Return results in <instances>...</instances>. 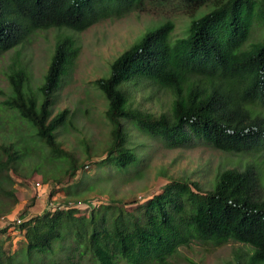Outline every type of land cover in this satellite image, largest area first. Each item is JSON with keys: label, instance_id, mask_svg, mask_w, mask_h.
<instances>
[{"label": "trees", "instance_id": "obj_1", "mask_svg": "<svg viewBox=\"0 0 264 264\" xmlns=\"http://www.w3.org/2000/svg\"><path fill=\"white\" fill-rule=\"evenodd\" d=\"M141 2L0 0V56L38 30L80 32L112 12L130 10ZM182 3L193 17L187 37L173 45L171 22L153 27L115 59L108 77L96 81L108 101L105 114L112 126L101 167L126 173L139 165L126 122L171 147L195 140L225 153L264 147V37L253 39L256 31L264 34V0ZM201 9L205 13L198 14ZM79 53L76 39L62 35L38 92L31 89L28 71L18 68L8 76L13 93L5 101L31 124L42 147L70 162L66 177L86 165L78 166L57 138L69 122L68 110L53 115L51 108ZM142 82L172 94L169 114L158 116L135 106L131 87ZM26 153V145L0 147V264H167L181 246L193 241L236 242L252 250L237 264H264V181L251 164L219 172L213 187L205 191L198 182L172 179L136 212L107 200L83 212L70 204L101 197L71 200L80 194L77 186L66 191L59 186L61 179L49 184L43 177L39 182L49 197L44 213L3 222L23 200L14 189L13 175H18L17 166L25 162ZM18 233L23 240L14 251L11 238Z\"/></svg>", "mask_w": 264, "mask_h": 264}, {"label": "rangeland", "instance_id": "obj_2", "mask_svg": "<svg viewBox=\"0 0 264 264\" xmlns=\"http://www.w3.org/2000/svg\"><path fill=\"white\" fill-rule=\"evenodd\" d=\"M188 11L182 0H142L130 10L112 12L107 18L80 32L54 27L38 30L24 44L2 53L0 147L11 143L28 146L25 162L17 166L18 175H13L14 189L22 194L23 200L6 216L10 221H25L44 213L49 203L48 192L43 193L35 186L37 181H44L43 177L49 179V184L57 178L61 179L63 183L59 186L65 187L66 191L69 187L77 186L75 190L80 194L71 200L100 196L103 202H120L125 210L131 212L142 211L148 200L161 192L162 186L172 179L198 182L205 191L213 187L219 172L243 169L246 164H251L259 175H263L264 181V147L242 153H225L198 140L171 147L161 138L140 133L128 122L125 128L131 146L140 156L139 165L129 172L117 173L112 166L105 168L99 163L107 157L112 126L105 114L108 101L96 81L108 77L115 59L153 27L171 22L174 29L170 42L173 45L187 37L193 19ZM203 13L205 9L198 14ZM67 34L76 39L80 53L74 66L63 77L51 109L53 115L68 110L69 122L59 129L57 138L78 166L86 165L72 177L65 176L70 162L42 147L31 124L17 110L5 105L13 93L8 76L18 68H25L30 74L31 89L38 92L57 42ZM263 37L264 34L257 31L253 35L254 40H263ZM131 92L135 106L141 110L158 116L171 112L173 96L168 90L142 82L131 87ZM135 200L138 202L131 203ZM22 240L23 236L19 233L12 237V250L16 251ZM9 245L10 242L8 249ZM251 253L250 247L236 242L217 244L193 241L188 246H181L167 264H237L246 260Z\"/></svg>", "mask_w": 264, "mask_h": 264}, {"label": "built area", "instance_id": "obj_3", "mask_svg": "<svg viewBox=\"0 0 264 264\" xmlns=\"http://www.w3.org/2000/svg\"><path fill=\"white\" fill-rule=\"evenodd\" d=\"M36 187H37V189H39V190H41V189H43V185L40 183V182H37L36 183V185H35ZM103 201L100 199V200H98V199H94V200H91V201H89V202H78V203H76V204H74V203H71L70 204V207H76V208H78V209H80V210H83V211H85V212H89V210H91L93 207H99V205L102 203ZM62 207V206H61ZM8 219V218H7ZM5 220V219H4ZM7 221H10L9 219L7 220ZM6 221V222H7ZM20 222L21 220L19 219H16V220H13V221H11V222Z\"/></svg>", "mask_w": 264, "mask_h": 264}]
</instances>
